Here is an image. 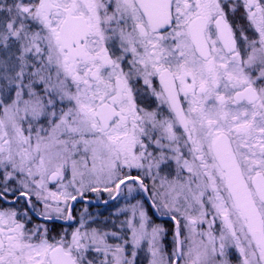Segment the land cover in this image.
<instances>
[{
    "label": "snow or ice",
    "instance_id": "1",
    "mask_svg": "<svg viewBox=\"0 0 264 264\" xmlns=\"http://www.w3.org/2000/svg\"><path fill=\"white\" fill-rule=\"evenodd\" d=\"M0 264H264V0H0Z\"/></svg>",
    "mask_w": 264,
    "mask_h": 264
}]
</instances>
